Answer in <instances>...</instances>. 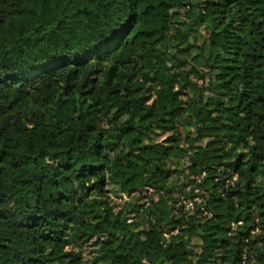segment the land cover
Segmentation results:
<instances>
[{"label": "trees", "instance_id": "16d2710c", "mask_svg": "<svg viewBox=\"0 0 264 264\" xmlns=\"http://www.w3.org/2000/svg\"><path fill=\"white\" fill-rule=\"evenodd\" d=\"M0 264H264V0H0Z\"/></svg>", "mask_w": 264, "mask_h": 264}, {"label": "rangeland", "instance_id": "374dc122", "mask_svg": "<svg viewBox=\"0 0 264 264\" xmlns=\"http://www.w3.org/2000/svg\"><path fill=\"white\" fill-rule=\"evenodd\" d=\"M168 64L169 65H171V64H175V61H173V60H170L169 62H168ZM188 68V72H189V78H190V80H192V81H195V82H199L200 80H198L197 78H194V70L193 69H190L189 67H187ZM119 113H121V110L119 111V112H117V114H119ZM192 143H194V141H193V133H190L188 136H186V140H184V142H183V145L184 146H187V145H189V144H192ZM181 163H182V165L183 166H186L187 164H188V159L187 158H185V159H183L182 161H181ZM177 184H178V186H179V190L180 191H187L188 189H187V187L185 186V185H183V183H182V180L180 181V180H178L177 182H176ZM150 190H144V191H142V192H139V193H136V194H134V195H132L130 198H129V200L131 199V201H134V200H136L137 198H138V196H142V201L144 202L145 200H147V198H149V194H150ZM114 201H116V202H120V201H123V200H120L119 198H115V196L113 195V194H110L109 195ZM153 199H156V196L155 195H152L151 196ZM128 199V198H127ZM139 203H141V201L139 202ZM142 219L143 220H145L146 219V217H142ZM74 223V222H73ZM71 226V225H70ZM67 247H69V245L67 246Z\"/></svg>", "mask_w": 264, "mask_h": 264}, {"label": "built area", "instance_id": "2783aa9c", "mask_svg": "<svg viewBox=\"0 0 264 264\" xmlns=\"http://www.w3.org/2000/svg\"><path fill=\"white\" fill-rule=\"evenodd\" d=\"M235 179V177L233 178ZM195 193H197V191L195 190ZM122 200H127V197L125 194H122ZM176 207H181L182 209H184L186 212H193L195 208H200V210L208 215L209 213L204 210L203 208V199L200 195H194L193 197H188V198H181L176 204ZM261 232L259 231H254L253 234L254 235H258Z\"/></svg>", "mask_w": 264, "mask_h": 264}]
</instances>
